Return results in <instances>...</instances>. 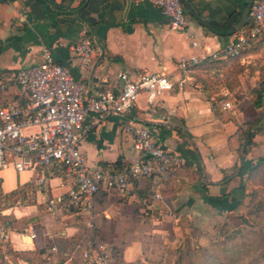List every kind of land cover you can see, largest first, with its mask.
Instances as JSON below:
<instances>
[{
  "label": "crops",
  "instance_id": "1",
  "mask_svg": "<svg viewBox=\"0 0 264 264\" xmlns=\"http://www.w3.org/2000/svg\"><path fill=\"white\" fill-rule=\"evenodd\" d=\"M182 2L189 21L187 31L172 29L163 11L146 0H0V81L20 66L42 61L44 48L94 90L120 87L121 71L134 77L143 72L167 74L176 82L174 88L153 102L142 92L129 117L148 127L157 145L184 160L155 188L161 198L153 196L149 182L141 179L139 184L131 183L125 196L114 190L99 191L87 208L69 205L72 182L57 171L48 173L47 184L38 185L31 171L0 170V196L13 195L19 203L29 191L35 196L30 206H0V226L8 227L0 239V264H30L13 257L9 247L34 252L46 260L44 264H84L83 251L94 241L109 251L111 244L121 248L124 264H147L155 247L159 248L156 257L173 259L171 240L193 227L198 231L192 238L206 245L215 226L241 200L242 187L250 192L260 185L264 164L252 173L240 170L264 157V92L262 98L253 92L264 81L263 68L251 74L246 70L236 90L219 84L206 89L199 80L203 68L209 66L216 67L218 77L230 75V61L214 54H222L247 26L249 13L237 27L249 0ZM239 12L240 19L233 22ZM86 23L98 50L90 66L81 70L80 55L73 47L87 29ZM212 23L225 28L218 30ZM247 52L240 62L248 66L264 47ZM190 56L201 62L185 74L178 62ZM183 78L186 81L180 86L177 82ZM17 91L12 83L6 90L0 88V104L23 101ZM217 95L224 100L215 103ZM228 100L234 107L224 108ZM127 122L126 117L109 118L84 137L81 151L88 166L111 169L120 160L126 165L138 158ZM247 130L253 136L245 152ZM147 191L152 203L141 197ZM146 225L155 237L142 233ZM31 228L35 239L28 234ZM84 240L86 244L81 243ZM39 251L42 254L37 255Z\"/></svg>",
  "mask_w": 264,
  "mask_h": 264
},
{
  "label": "built area",
  "instance_id": "2",
  "mask_svg": "<svg viewBox=\"0 0 264 264\" xmlns=\"http://www.w3.org/2000/svg\"><path fill=\"white\" fill-rule=\"evenodd\" d=\"M146 1L163 11L172 29L188 30L182 0ZM263 35L264 0H253L247 26L235 42L214 57H237ZM73 50L80 55L81 70L88 68L98 50L94 35L84 29ZM199 62L197 56L182 57L178 68L187 74ZM118 80L120 87L94 90L76 79L68 66L55 61L48 48L43 50L42 61L12 70L5 81H0V88L6 90L14 84L23 101L0 104V170L12 167L18 172L31 171L36 174L38 185L47 184L49 172H59L72 182L68 197L69 205L75 208L90 206L100 190H114L125 196L131 185L130 177H155L160 186L184 160L157 145L150 129L129 116L142 92L153 102L162 92L172 90L176 82L160 72H143L134 77L121 71ZM185 81L183 78L177 83L183 86ZM232 107L230 100L224 103V108ZM117 116L128 119L126 128L133 136L138 158L126 164V172L88 166L81 151L82 140L94 127ZM155 196L161 197L159 192ZM7 229V224L0 226V239ZM28 234L36 238L33 228ZM83 261L118 264L108 247L97 241L83 251Z\"/></svg>",
  "mask_w": 264,
  "mask_h": 264
},
{
  "label": "trees",
  "instance_id": "3",
  "mask_svg": "<svg viewBox=\"0 0 264 264\" xmlns=\"http://www.w3.org/2000/svg\"><path fill=\"white\" fill-rule=\"evenodd\" d=\"M43 2V0H41ZM241 13H237L235 17L233 18V22H236L240 19ZM212 25L218 29H224V25H220L218 23H212ZM88 34H92V30L89 27V25L86 23ZM260 46L264 47V35L256 39L250 49H246L243 51L239 56L237 57H227L228 63L231 67L230 75H224L223 77H218L216 74L215 66H209L207 68H203V74L199 76V80L203 83L206 89H208L211 85H227L230 87L231 90L233 89L234 84L236 83L238 86L240 81V75H242L251 64L244 65L240 62V59L245 55L248 54L247 51H251L253 49H258ZM217 62L222 61L221 59H216ZM239 68V69H236ZM263 68V69H261ZM261 74L264 71V66H262ZM263 70V71H262ZM235 76V77H234ZM241 82V81H240ZM212 83V84H211ZM212 92V91H211ZM253 92L257 95L258 98H262L263 92H264V81H260L258 85L253 89ZM213 93V92H212ZM224 100L222 96L217 95L214 99V102H220ZM251 126V125H250ZM249 126V128H250ZM248 128V130H249ZM244 131V134L246 136V143L243 145V149L245 152H247L252 144V136L253 133L249 131ZM264 164V157L259 159L257 163L249 165L247 168L241 169L240 172L242 173H252L256 171L257 169L263 167ZM112 170L118 171V172H126L127 168L126 165L121 162V160L116 163L113 167H110ZM141 179L146 180V182H149V186L153 188L151 190L152 195L155 196L157 191L155 188L160 183L159 181H155V177H130L129 181L131 183H140ZM264 177L260 181V185L254 189H252L250 192H245L244 186L243 189V196L241 200L238 201V203L230 208L227 212L228 217H231L233 214L238 215L239 219L241 221V224L235 227V230L233 232L227 234L226 241L224 243H218L213 244L210 248H206L203 246H198V248H192V246H179L175 249H170L171 253L174 255L173 264H184L186 261L189 264H198V258H196L198 255L202 258H205L208 262H216L217 260H220L218 263L221 264H264V223H256L251 224V220L248 219L246 215L238 214L242 212L241 210L243 208H247L249 206H253V211L250 212L255 213L256 215L261 214L260 212L264 211V198L261 196L264 193ZM155 192H152L154 191ZM101 191V190H100ZM149 193V194H148ZM150 192L147 191V194L143 195L141 194V197H144V199H147L146 201L149 203L150 199ZM161 198V197H160ZM67 202H69V198H67ZM152 203V201H151ZM154 214V213H153ZM144 215H147L144 213ZM149 215V214H148ZM243 224L247 225L250 228H244L241 226ZM255 223V222H254ZM225 225V226H224ZM224 228L228 227L227 222L224 223ZM237 234H241V238H237ZM85 241V240H84ZM81 242L83 244H86L85 242ZM112 249V253L115 255L117 263L118 264H124L122 260V250L120 248L117 249L116 247H113V245H109ZM152 246V245H151ZM1 251V250H0ZM8 251L13 257H21L28 261L30 264H38L37 261H39V264H44L46 260L42 258L38 254H42L41 251L37 252L38 256H34V252H26V251H16L9 247ZM153 254L150 255L146 259L147 264H166L167 260L163 259L162 257H156L158 254V249L155 247L152 251Z\"/></svg>",
  "mask_w": 264,
  "mask_h": 264
},
{
  "label": "rangeland",
  "instance_id": "4",
  "mask_svg": "<svg viewBox=\"0 0 264 264\" xmlns=\"http://www.w3.org/2000/svg\"><path fill=\"white\" fill-rule=\"evenodd\" d=\"M263 62H264V52L261 53V55H259L258 57H256L254 59V61L251 63L250 67L248 68L249 71L246 73L251 74V73H254L255 70H258V69L260 70V68L262 66H264ZM236 69H239V68H236ZM242 77H244V76H242ZM247 83L249 84L250 82L247 81ZM239 84H241L240 81H239ZM237 87H238V85L235 83L233 89L236 90ZM263 186H264V184H263ZM261 196L264 198V193ZM34 198H35L34 194H32L30 191H29L28 196H25L24 199H22V197H21L20 203H19V199H17L13 195L0 196V206H17V205L18 206H30V205L34 204ZM241 211L242 212H240L238 214L246 215L248 217V219L251 220V224H256V223H260V222L264 223V211L263 212L261 211L260 212L261 214H258V215H256L255 213L251 214L250 213L251 211L254 212L253 206L243 208ZM225 222H227V225H228V227H226V228H224ZM240 224H241V221H240L238 215L233 214L231 217H228V214H226V216L222 219V221L217 226H215V230L213 233H211V236H209L210 242H204V244H206V245H201L198 241H196L194 238H192V237L196 236L195 232L198 230L197 229L194 230L193 227H190L189 233H184V234L180 233V235H179L180 237H176L175 239L171 240V242H172L171 244L173 246L172 249H175L181 245H183V246L190 245V246H192V248H198V246L210 248L213 244L224 243L226 241L227 234L233 232V230H235V227L240 225ZM241 226H243L244 228L252 227V225H250V227H248L247 225H245L243 223ZM166 229H169V228H166ZM142 230H143L142 233L145 236L155 237L152 235V233L151 234L148 233V231H150L148 225L143 226ZM199 231L201 232V234L204 233V232H202V230H199ZM206 234L208 235V232ZM203 235H205V234H203ZM241 237H242L241 234H237L236 239H239ZM157 243L159 244L160 242L157 241ZM157 249H159V248H157ZM169 258H171V257H169ZM172 258H174V256ZM196 258H198V262H197L198 264H221V263H218L220 260H217L216 262H208L205 258H202L199 255ZM173 260L174 259H168L166 264H173ZM187 262L188 261H186L184 264H189Z\"/></svg>",
  "mask_w": 264,
  "mask_h": 264
},
{
  "label": "water",
  "instance_id": "5",
  "mask_svg": "<svg viewBox=\"0 0 264 264\" xmlns=\"http://www.w3.org/2000/svg\"><path fill=\"white\" fill-rule=\"evenodd\" d=\"M252 2H253V0H249V4H248V6H247V8L245 9V11H244V13H243V16H242V19H241V22L237 25V27L238 28H240L242 25H243V23L245 22V19H246V17H247V15H248V13H249V11H250V8H251V5H252ZM204 25H206V26H209L210 27V25L207 23V22H205V21H203L202 20V18L200 17V16H198L197 14H194Z\"/></svg>",
  "mask_w": 264,
  "mask_h": 264
}]
</instances>
